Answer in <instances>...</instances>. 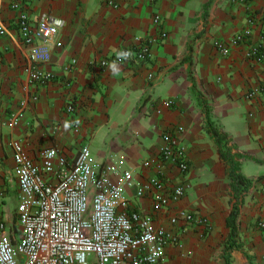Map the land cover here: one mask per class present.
<instances>
[{
	"label": "crops",
	"instance_id": "crops-1",
	"mask_svg": "<svg viewBox=\"0 0 264 264\" xmlns=\"http://www.w3.org/2000/svg\"><path fill=\"white\" fill-rule=\"evenodd\" d=\"M13 1L0 0V22L11 26L17 36ZM23 1L34 25L46 16L63 20L58 35L63 46L54 49L44 64L58 80L34 85L26 69L28 50L17 39L0 35V219L8 230L18 231L13 142H21L36 162L45 148L63 149L75 157L86 143L98 162H109L120 172L130 170L139 181L153 173L142 169V163L164 144L161 131L180 124L185 128L191 168L190 185L179 207L208 215L213 230L202 236L197 227L189 229L178 246L165 248L159 264H223L232 192L227 166L205 129L203 99L237 146L235 151L250 156L241 159L242 173L253 184L243 195L237 221L239 246L230 252L231 264H264V231L255 225L264 218V98H246L247 91L264 80V63H254L245 55L251 42H264V27H256L251 40L229 55H222L214 45L241 32L249 14L259 11L264 0H212L206 17L204 5L210 0H119L118 8L104 0ZM155 13L163 17L168 36L153 44L148 62L100 64L138 39L154 35ZM73 59L77 63L70 69ZM113 64L115 72L110 68ZM31 95L37 100L29 101ZM165 99L175 105L153 111L152 105ZM70 102L76 111L69 114L64 109ZM20 111L14 125L11 117ZM169 172L176 176L175 170ZM110 177L123 183L135 207L153 210L150 197L135 195V185L121 182L119 174Z\"/></svg>",
	"mask_w": 264,
	"mask_h": 264
},
{
	"label": "built area",
	"instance_id": "built-area-1",
	"mask_svg": "<svg viewBox=\"0 0 264 264\" xmlns=\"http://www.w3.org/2000/svg\"><path fill=\"white\" fill-rule=\"evenodd\" d=\"M104 2L113 8L120 6L119 0ZM11 8L17 12L14 24L18 35L14 36V29L4 22H0V35L17 39L28 50L29 82L44 85L58 80L44 64L54 49L63 46L58 38L63 20L46 16L34 25L23 0H14ZM152 23L156 28L154 35L138 39L100 64L148 62L153 44L163 43L168 36L161 14L155 13ZM258 26L264 27V6L249 14L241 32L214 45L222 55H229L234 47L250 41ZM124 51L132 55L121 59L119 54ZM245 55L254 63H264V42H251ZM76 63V59L71 60L69 68ZM65 85L69 87L72 82ZM258 96L264 98V80L246 93L250 100ZM30 98L29 101H35L38 96ZM26 105L24 101L22 106ZM173 105L174 100L165 99L152 105V109L160 112L162 107ZM64 111L74 113L76 105L70 102ZM21 114L22 111L12 115L14 125ZM74 127L79 131L78 125ZM184 131L182 125L173 123L161 131L164 144L142 163V169L153 173L139 181H135L130 170L120 172L109 162H98L86 143L75 157L63 149L45 148L39 153L40 162H36L21 142H13V174L19 185L18 231H9L0 219V264H18L20 259L22 264H159L165 248L178 246L189 229L197 227L202 236L211 234L213 224L208 215L198 209L179 207L190 185L191 162ZM169 170H175L176 176ZM112 174H119L121 182L135 185L137 197H150L153 210L135 207L123 183L114 182ZM261 188L264 192V184ZM255 225L264 231V218Z\"/></svg>",
	"mask_w": 264,
	"mask_h": 264
},
{
	"label": "trees",
	"instance_id": "trees-1",
	"mask_svg": "<svg viewBox=\"0 0 264 264\" xmlns=\"http://www.w3.org/2000/svg\"><path fill=\"white\" fill-rule=\"evenodd\" d=\"M212 0L204 5L205 17L211 5ZM192 49L190 45V50ZM190 79L193 83V89L196 88V81L193 73L190 70ZM198 96L202 97L200 93ZM205 119V129L212 137L218 147L220 158L227 166V173L230 178V186L232 192V208L227 217V225L230 228V234L223 244V264H231L230 252L235 247H238V216L240 214V206L243 203V195L252 186L253 180L247 177L241 170V159L249 158L247 154L235 151L237 146L233 143L230 135L225 132L221 124L213 117L211 107L203 99H200Z\"/></svg>",
	"mask_w": 264,
	"mask_h": 264
},
{
	"label": "clouds",
	"instance_id": "clouds-1",
	"mask_svg": "<svg viewBox=\"0 0 264 264\" xmlns=\"http://www.w3.org/2000/svg\"><path fill=\"white\" fill-rule=\"evenodd\" d=\"M131 55H132L131 52L124 51V52H121V53L119 54V57H120L121 59H127V58H129ZM110 68H111V70H112L113 72H115V71L117 70L115 64L111 65Z\"/></svg>",
	"mask_w": 264,
	"mask_h": 264
},
{
	"label": "rangeland",
	"instance_id": "rangeland-1",
	"mask_svg": "<svg viewBox=\"0 0 264 264\" xmlns=\"http://www.w3.org/2000/svg\"><path fill=\"white\" fill-rule=\"evenodd\" d=\"M17 180L15 179V182H14V184H13V188H12V191H14V193L17 191ZM14 221H16V218H15V220ZM18 264H22V259H20L19 261H18Z\"/></svg>",
	"mask_w": 264,
	"mask_h": 264
}]
</instances>
